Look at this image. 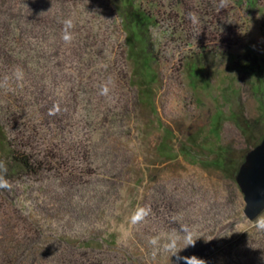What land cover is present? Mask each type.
<instances>
[{
	"label": "rangeland",
	"instance_id": "rangeland-1",
	"mask_svg": "<svg viewBox=\"0 0 264 264\" xmlns=\"http://www.w3.org/2000/svg\"><path fill=\"white\" fill-rule=\"evenodd\" d=\"M124 3L0 0V26L27 30L0 62V237L100 264H264V211L247 220L235 181L264 133V0H133L142 39Z\"/></svg>",
	"mask_w": 264,
	"mask_h": 264
},
{
	"label": "trees",
	"instance_id": "trees-1",
	"mask_svg": "<svg viewBox=\"0 0 264 264\" xmlns=\"http://www.w3.org/2000/svg\"><path fill=\"white\" fill-rule=\"evenodd\" d=\"M239 1L248 4L253 3L255 0H238V2ZM124 4L127 7V11L124 12L122 8L121 11L123 12L122 14L126 20V26L129 30L134 27L135 33H138V37L142 39L143 33L145 34L144 30L150 23L149 16L139 10H133V12H131L129 9L133 7V0H125ZM21 25L20 20H15V22H12L11 25L3 23L0 26V62L5 60V63L8 64V62H13L12 59L18 57L14 54L15 50L6 45V41L8 39L7 36L11 37L12 35H18L19 37H23L24 34L27 33V30L24 31V28H22ZM39 89L38 91H41L42 94L43 92H46L44 88H42L43 90ZM19 94L23 96L22 93ZM34 94L36 93L34 92ZM41 107L40 116H43L46 120V126L51 125V122L56 120L55 118L57 117L54 105H52V102L49 103L43 101ZM7 145L8 143L6 142L3 127L0 125V148L4 151H8L10 150V147H7ZM6 156H8V164L11 166L14 165L15 168H18L20 171H27L32 168L29 158H26L23 155L15 156L8 152ZM38 233L40 234L36 237L39 239L27 238L20 242L19 240H15L13 238V240L9 243V246H7L3 242L2 237H0V264H100L93 257L92 253L75 250L79 253L75 254L72 252L70 254L72 248L65 242L59 240V242L63 244L61 246L58 240L56 242L51 236H45L44 233L41 232ZM54 244L60 246L56 249H51L52 251L48 253V247H51L52 245L54 246Z\"/></svg>",
	"mask_w": 264,
	"mask_h": 264
},
{
	"label": "water",
	"instance_id": "water-1",
	"mask_svg": "<svg viewBox=\"0 0 264 264\" xmlns=\"http://www.w3.org/2000/svg\"><path fill=\"white\" fill-rule=\"evenodd\" d=\"M235 181L243 195L244 215L254 221L264 211V133L240 164Z\"/></svg>",
	"mask_w": 264,
	"mask_h": 264
},
{
	"label": "clouds",
	"instance_id": "clouds-1",
	"mask_svg": "<svg viewBox=\"0 0 264 264\" xmlns=\"http://www.w3.org/2000/svg\"><path fill=\"white\" fill-rule=\"evenodd\" d=\"M69 37H67V36H65V39H68ZM262 226H264V225H262Z\"/></svg>",
	"mask_w": 264,
	"mask_h": 264
}]
</instances>
